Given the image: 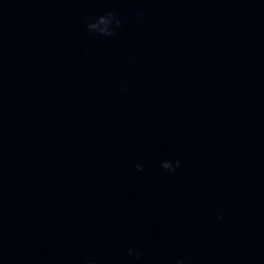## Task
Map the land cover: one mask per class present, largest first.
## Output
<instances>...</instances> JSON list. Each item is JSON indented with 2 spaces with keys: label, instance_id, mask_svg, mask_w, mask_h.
Listing matches in <instances>:
<instances>
[{
  "label": "clouds",
  "instance_id": "9594fccd",
  "mask_svg": "<svg viewBox=\"0 0 264 264\" xmlns=\"http://www.w3.org/2000/svg\"><path fill=\"white\" fill-rule=\"evenodd\" d=\"M121 23L122 22L120 19L117 18L116 13L110 11L104 15H101L96 20L88 23L87 29L89 32H95L98 35L111 37L114 35V29L110 27V25L114 24L116 27H119L121 26ZM180 164H181L180 160L175 161L176 167H179ZM142 167L143 166L141 164H137L136 165L137 171H142ZM161 167L170 172H174L176 170V167L173 166V163L169 161H163ZM217 219L223 220V216H218ZM133 252L134 249L130 248L129 255H132ZM136 255L138 256L139 253H136ZM177 264H183V261H177Z\"/></svg>",
  "mask_w": 264,
  "mask_h": 264
}]
</instances>
